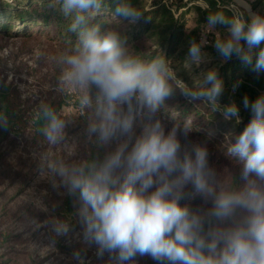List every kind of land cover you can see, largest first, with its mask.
Listing matches in <instances>:
<instances>
[{"label": "clouds", "instance_id": "clouds-1", "mask_svg": "<svg viewBox=\"0 0 264 264\" xmlns=\"http://www.w3.org/2000/svg\"><path fill=\"white\" fill-rule=\"evenodd\" d=\"M253 3L234 0L209 12L198 38L188 41L185 68L210 63L205 49L211 44L221 64L235 58L257 78L264 74V13ZM105 6L106 0L48 5L69 21L67 31L75 36L54 59L60 90L78 93L87 117L83 132L95 147L78 160L41 158L40 171L57 177L73 202L83 246L73 258L85 264L94 246L101 264H137L144 256L157 264H264V92L254 99L243 95L250 118L231 133L226 150L237 168L221 174L210 163L207 142L188 139L196 130L192 120L163 111L179 90L190 103L206 102L224 121L240 125L241 104L221 103L219 65L185 82L166 55L145 58L118 28L99 22ZM200 7L211 6L200 0ZM113 15L133 25L146 17L129 0H118ZM242 84L233 82L232 96ZM33 123L49 145L65 141L66 119L51 104L37 106ZM0 128H9L3 113ZM45 223L53 247L74 231L64 220Z\"/></svg>", "mask_w": 264, "mask_h": 264}, {"label": "rangeland", "instance_id": "rangeland-1", "mask_svg": "<svg viewBox=\"0 0 264 264\" xmlns=\"http://www.w3.org/2000/svg\"><path fill=\"white\" fill-rule=\"evenodd\" d=\"M256 10L264 13V0L258 2ZM194 16L193 9L185 15L189 23ZM62 49L59 41L44 33L0 32V79L15 84L22 97L32 102H59L68 125L65 141L59 145H49L46 140L32 143L30 131H26L0 148V264H78L73 253L83 247L77 237L80 227L75 212L64 207L66 192L59 179L47 169L40 171L45 155L65 161L88 155L80 121L82 115L87 117L79 108L78 93L60 90L54 58ZM230 139L219 137L211 156V164L223 175L237 168L236 162L224 155ZM199 204V200L193 202L194 206ZM52 219L71 223L74 229L69 237L58 239L55 247L49 244L51 232L45 223ZM95 252L94 246L87 249L85 264H101ZM104 260H108L107 255ZM137 264L157 262L144 256L137 257Z\"/></svg>", "mask_w": 264, "mask_h": 264}, {"label": "trees", "instance_id": "trees-1", "mask_svg": "<svg viewBox=\"0 0 264 264\" xmlns=\"http://www.w3.org/2000/svg\"><path fill=\"white\" fill-rule=\"evenodd\" d=\"M193 1L179 0L177 3L176 0H151V2L129 0L142 9L146 15L133 25L127 21L122 22L113 15L118 0H106L103 14L96 19L109 27L118 28L125 34L135 53L145 58L166 55L175 71L189 84L192 83L196 75L219 65V75L225 86V94L221 98L222 104L233 99L241 104L244 94H248L250 98L254 99L260 92H264V74L257 78L250 66L244 65L235 58L221 64L220 58L216 55L211 44L205 49L213 57L210 63L202 64L199 68H193L191 71L185 68L184 60L188 41L193 37L198 38L208 13L218 10V4L228 5L232 3L231 0H207L211 7L205 11L200 7V4L193 3ZM260 1L262 0H257L252 4L255 10ZM49 3L50 0H0V32L7 34L23 32L27 35L32 32L44 33L48 38L59 41L61 46L65 48L70 41L75 40V36L67 31L69 21L58 9L56 11L50 9ZM173 8L182 11L175 15ZM190 9L195 12L192 23H189L185 17ZM20 27L22 28L20 29ZM214 39V35L209 36L210 41ZM236 80L243 81V84L232 96L231 87ZM41 102L51 104L60 112L61 105L59 102L52 99ZM41 102H32L28 98L22 97L15 84L0 79V113L7 115L9 126L7 130L0 128V148L4 142L26 131H30L32 143L45 140L37 131V125L33 123V114ZM167 104L168 107L163 110L164 114L180 121L190 118L196 130L189 135L188 139L191 142L195 139V142L211 144L209 148L211 156L213 150L216 151V146L219 145V137L229 136L231 138V133L233 135L238 134L250 118V113L245 111L241 104L242 123L237 125L233 122H226L222 115L219 112L214 113L206 102L193 101L190 103L179 90L176 91L173 99L167 101ZM80 121L83 125L85 124L84 115L80 117ZM84 137L86 138L88 155L94 153V145L85 134ZM224 155L227 156V153ZM63 204L68 211L75 212L72 199L67 194Z\"/></svg>", "mask_w": 264, "mask_h": 264}, {"label": "built area", "instance_id": "built-area-1", "mask_svg": "<svg viewBox=\"0 0 264 264\" xmlns=\"http://www.w3.org/2000/svg\"><path fill=\"white\" fill-rule=\"evenodd\" d=\"M169 3V2H168ZM193 3H197L200 4V0H194ZM233 3V2H232ZM173 12H175V9L173 8ZM179 13V11H178ZM178 13L175 12V15H177Z\"/></svg>", "mask_w": 264, "mask_h": 264}, {"label": "water", "instance_id": "water-1", "mask_svg": "<svg viewBox=\"0 0 264 264\" xmlns=\"http://www.w3.org/2000/svg\"><path fill=\"white\" fill-rule=\"evenodd\" d=\"M232 2H234V0H231ZM253 8V7H252ZM253 10L255 11V9L253 8Z\"/></svg>", "mask_w": 264, "mask_h": 264}]
</instances>
